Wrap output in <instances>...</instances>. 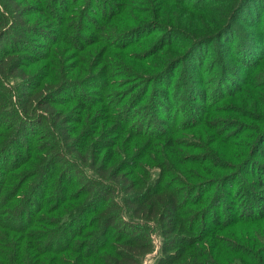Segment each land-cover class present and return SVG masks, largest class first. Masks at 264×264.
Returning <instances> with one entry per match:
<instances>
[{
  "label": "trees",
  "instance_id": "1",
  "mask_svg": "<svg viewBox=\"0 0 264 264\" xmlns=\"http://www.w3.org/2000/svg\"><path fill=\"white\" fill-rule=\"evenodd\" d=\"M92 1L96 2L67 0L59 4L56 0H18V15L10 13L13 9L8 3L14 1L0 0L4 11L0 12V264H143L154 249L151 232L157 234L160 244L154 264H264V201L257 205L255 200L260 193L240 188L246 182L241 179L245 174L254 179L252 186L264 190V164L255 161V156L264 158V130L258 133V111L251 110L254 115L247 112L252 118L248 127L251 126L253 136L258 135L255 142L229 144L228 149L212 142L214 146H210V150L222 157L215 156L208 169H204L202 156L207 155L208 149L202 142L193 140L186 146L196 152L183 158L186 164L178 159L175 171L169 174L163 172V159L152 160L149 155L150 150L154 151L157 146L163 148L165 143L155 145L151 141L152 135L145 144L143 140L137 141L135 135V140L128 142L132 137L126 134H132L134 129L130 131L132 126L119 123L129 114L128 110H118L100 125L97 121L92 126L94 118L104 110L98 91L91 93L92 97L96 96L92 107L79 110L88 123L87 128L79 129V138L105 130L114 132L115 139L112 136L114 144L104 142L106 145H103L92 136V145L98 147L92 159L86 156V143H74L71 135L58 136L49 127L53 142L48 150L43 145L22 141V137L32 136V126L42 129L48 125L45 115L33 117L29 112L28 98L34 99V95L44 90L40 106H49L44 112H48L53 120L51 123H57L55 119L62 111L61 106L65 110L77 107V103L69 107L68 101L60 100L58 96L79 90L87 72L94 79L109 75L107 55L112 51V45L106 40L112 44L124 42L132 35L144 34L148 25L155 27V21H137L135 24L133 21L128 30L117 29L115 34L102 29L100 24L85 33V22H92L88 15ZM97 1L102 6L105 0ZM163 1L183 12L188 9L195 15L196 10L206 13L211 7L218 8L219 15H214L209 25L203 23L200 26L204 32L208 31L201 41L211 44L221 40L230 44L239 39L235 42L237 50L233 57L238 54L243 60L242 66L251 71L240 81L233 73L238 85L232 83L222 100L229 99L231 106L227 107L230 109H243L240 105L246 104L250 92L257 97V101L252 100L253 106H264V95L257 91L264 94V76L259 71L264 66V51H260V45L264 46V0H197L193 6L188 0ZM119 2L122 1H105V4H112L122 12L126 6ZM44 17L48 22L43 23ZM235 22H242L252 29L241 30ZM235 29L238 38L231 36ZM254 31L260 35L256 36ZM171 32L177 34V31ZM169 33L164 30L152 39L155 40L153 52L171 47L165 39ZM18 34L23 39L16 40L15 45L12 42L7 45V39L15 40ZM36 38H42L43 45L36 42ZM190 43L196 52L195 42ZM197 43L203 45L200 41ZM115 46L123 52V48ZM15 54L17 57L14 58ZM135 56L134 53L129 59V66ZM116 64L117 75L111 82L113 88H118L120 83L122 87L118 88V93L111 92L112 98L120 97L135 84H146L143 77L124 62L118 60ZM243 85L248 86L246 91L242 89ZM79 91L74 99L85 102L89 94ZM144 95L137 93L130 97L128 106L138 108ZM227 107L215 109L214 113L222 115L216 126L230 120ZM204 115L208 118L210 113L206 111ZM198 126L195 123L194 128L187 130L189 133L183 131L182 135L201 136ZM208 129L214 139L217 131ZM154 132L158 130L153 129ZM158 135L156 140L160 139ZM21 146L24 151L15 150ZM139 149L145 153L139 154ZM126 168L127 175L120 176ZM231 169H234L233 174H227ZM252 169L260 173L248 174ZM240 179L236 188L244 205L238 203L237 209L238 206L234 207L225 197L231 194L235 182ZM238 194L233 196L238 198ZM224 206L225 213L221 209ZM236 225L253 227L255 235L257 232L259 236L236 233L237 237L233 239L228 228Z\"/></svg>",
  "mask_w": 264,
  "mask_h": 264
},
{
  "label": "rangeland",
  "instance_id": "2",
  "mask_svg": "<svg viewBox=\"0 0 264 264\" xmlns=\"http://www.w3.org/2000/svg\"><path fill=\"white\" fill-rule=\"evenodd\" d=\"M11 1L14 2L8 3V5L13 9V11H10V13L16 12L19 15L17 7L18 0ZM56 1L61 4L67 0ZM105 1H122L123 3H125L126 7L122 12H120L118 8H116L112 4H110L109 6L108 4H105ZM105 1L102 6L97 0V3L94 1L90 3L88 15L92 22L88 24H86L85 22V33L87 31L94 30L95 28L99 27L100 24L102 29H106V31H109V33L114 32L113 34H115L117 29L122 31L128 30L133 24V21L134 24L137 21H155V27H150L148 25L149 29L145 31L144 34L142 33L132 35L129 39L124 40V42L115 41V44H112L111 41L106 40L109 45H112V51H110L107 55V58L110 62L109 75L107 76V78L99 77L98 79H94L90 73H86L84 79H82L83 84L79 89L89 94L85 102L78 100V98L74 99V97H77L76 95L80 94L79 90L70 91L66 94L58 96V99L60 100H67L69 107H71L75 103H77V107L74 108V110L73 108L65 110V108L61 106L62 111L58 115H56L57 118L55 119L57 123H51L52 119L48 115V112H44L46 111L45 109H48L49 106H40V103L44 99V90L41 91L37 96L34 95V99L26 98L28 100L27 104H29L30 108L29 112H31L33 117L41 114L45 115L48 120L49 126H44V128L42 129L41 127L36 128L32 126V136H30L29 138L24 136L22 137V141L27 143L29 141L34 145H43V148L48 150L49 145H52L53 142L52 138L50 137L51 133L48 130L49 127V129L54 130L58 136L64 133L71 135L72 137H74L71 140L74 143L77 142L80 145H82V143H86V150L88 151V154L86 153V156L88 159H92V157H94V155L97 153L98 149V147L92 145V139H90L92 138V136H95V139L98 138V141L103 145H106L104 142L114 144L113 141H111L112 136L114 138V132L105 130L101 131V133L95 132L93 133L94 135L91 136H88L89 134H85L84 136H82V138H79V129L88 127V123L85 122L84 116L82 117L83 112L80 113L79 110H85L92 107L93 98H96V96L92 97L91 93L96 91H98L99 93V100H103L101 106L104 108V110L103 112H99L101 114L99 115V117L97 116L94 118V121H92V126L96 125L97 121L100 125V123L102 121L104 122L111 114L115 115L118 110H128L129 114H126L124 117H122L123 121L119 122L121 125L127 124V126H132V129L130 131L134 129L132 134H126L127 136L132 137V139H128V142L130 143L131 141H134V137L136 136L137 141L143 140V143L145 144L150 141L152 135L151 139L153 140L151 141H153L155 145L156 143H165L166 146L163 148L158 146L154 147V151L150 150L149 155L152 156V160H157L159 158L163 159L164 163H162L161 167L163 169V172L167 174H169L170 171H175L176 161H178V159H181L182 164H186L183 158H186L187 154L191 152H196L194 149H192V147L186 146V143L192 142L193 140H196L200 143L202 142L203 145H206V149H208L206 150L207 155L202 156V164L204 165V169H208L210 165L209 162L214 161L213 158L215 156H219L220 158L222 157V155L214 154L210 150V146H214L213 144H215V142L216 144H220L221 146L223 145V147L228 149L229 147L227 145L229 144L239 145V143H253L258 139V135L253 136V134L251 133V130L249 128L251 126L248 127V124H250L252 118L247 114V112H249L254 115L251 110L258 111L256 113V116L260 115V122L257 129L259 130L258 133L261 134L264 130V106L259 105V108L253 106L255 102L252 100L257 101V97L252 96V94L248 91L249 94H247L245 99L246 104L240 105L243 109L234 110L227 107L231 106V104L228 103L229 99L222 100L223 97L229 92L228 89L230 88L232 83H235L236 86L238 85L237 79L233 76V73H235L236 76H239L240 81L241 79H246L247 74L251 72L248 67L242 66L243 60L239 58L238 54L233 57V52L237 50L235 42H238L239 39L234 42H230V44H227L225 41L221 40L213 42L211 44H206V41H201L205 36H207L206 33L208 31L204 32V30L202 29L203 27L200 26H203V23H208L209 25V23L214 20L213 16L219 15V12L217 13L218 8L211 7V12L209 11L210 13L208 11L206 13H200L196 10V16L188 9L186 10L187 13L183 12L181 10H178L177 8L172 7L171 4L165 3L163 0ZM165 1L169 2V0ZM196 1L197 0H188L187 2L189 5L193 6ZM122 2L119 3L122 4ZM54 5L55 7L57 6V4ZM119 9H121V7ZM49 11H47L46 14H49ZM0 12H4L1 6ZM180 13L183 14V16H181ZM142 14L145 16L141 17L140 15ZM160 15L163 17L158 18L160 17ZM46 22H48V20H45L44 17L43 23ZM235 25L241 30L252 29L242 22H235ZM151 28H154L155 30L151 31ZM48 30L49 29L47 28V31ZM164 30L165 33L166 31L170 32L169 34L165 35V39L167 41V44H170L171 47H166L163 50L159 49V53L153 52V48L155 47V40L152 39L163 34ZM171 31H177V34ZM237 31L238 30L235 29V32L232 33L231 36L238 38L236 33ZM254 32L256 36L260 35L259 32ZM105 35H108V33H106ZM191 36L192 39H195L192 40ZM19 38L23 39L21 34L16 35L15 40H12L11 38L7 39V45L11 44V42L12 45H15L16 40H19ZM225 39L226 41L230 40L228 38ZM199 41L202 42V46L198 45L197 42ZM262 41H264V37ZM36 42L43 45L44 40L42 38H36ZM190 42H195L194 47L197 50L196 52L191 49ZM115 45L123 48V52H121L118 47L116 48ZM260 46L262 47L260 51H264V46ZM134 53L136 55V59L131 63V66H129V59H132ZM15 57H17V54L14 55V58ZM118 60L124 62L132 70L136 71L139 77H143L141 79H143L146 84L144 86L135 84V86L131 87L130 89L128 87V90L125 92L126 94L123 92L124 94H121L120 97L116 96L112 98L111 92L118 93V88L122 87V84L120 83L118 88H113L111 82V80L114 81L117 75L116 72L118 71V66L116 64V61ZM174 68L176 69L174 70ZM259 71H261L264 76V66ZM218 74L220 75V77L217 79V77L219 76ZM183 81L185 82V84H182ZM125 83L129 85V82ZM262 83H264V80H262ZM247 87L248 86L243 85L242 89L246 91ZM131 91L134 92L130 93ZM257 91L264 95L260 90ZM137 93H145V95L143 98L141 97V100L138 102V108H130L128 106L129 102H131L130 97H133ZM72 98L74 100H72ZM248 104H250V106ZM221 106L227 107L229 111L228 117H230V120L232 121L229 122L230 120H227L228 122L226 121L223 125L217 124L218 126H216V123L218 122V120H220L222 115L219 112H214L215 109ZM31 108H33L34 110H31ZM206 111H208L210 113V116L212 115L213 118L212 116H209L207 118V116L204 115ZM230 112H233V114H231ZM239 117L246 118L244 119ZM195 123L197 125H200L198 126V128L201 129L200 133H202V135L183 136V131L189 133L187 130L194 128ZM208 128H214L217 131V135L214 139H211ZM153 129L154 131L155 129H157L158 132L153 133ZM45 131H47V134ZM138 131L140 134H138ZM168 132H170V134H166ZM157 135L158 137H160L159 140H156ZM204 136L205 139H203ZM84 139L86 140L84 141ZM23 147L24 146H21L20 149L16 148L15 150L24 151ZM113 148L114 147H112V149ZM158 148L160 149V151L158 150ZM112 149L111 153L113 152ZM172 151H174V154L172 153ZM208 152H211L212 154H209ZM138 153L144 154L145 152H142V150L139 149ZM124 157L128 158V155L124 154ZM255 159V161H257L258 163L264 164L263 157L255 156ZM248 166H251V164H249ZM233 172L234 169H231L229 170V172H227V174H233ZM247 173L250 175H258L260 172L258 170L252 169ZM125 175H127V168L123 169L120 174V176L122 177H124ZM241 177V179H245L246 182H244L240 186V188L244 191L246 188H250L252 189V191H257V193H260V195L257 197V200H255L257 205L258 202L264 201V190L257 188L255 185L252 186L251 184L254 179L245 174H243V176ZM241 179L235 182L233 190L231 191L232 195L230 194L225 197V200L228 199L227 202L231 201L234 207H237L238 203L241 204L243 200L242 195H240V193L238 194L239 189L236 188L240 184ZM249 184H251V187H249ZM236 194H238V198L233 196ZM224 208L225 206L221 208L223 210V213H225ZM238 208L239 206L237 207V209ZM262 210H264V205ZM220 216L223 217L222 215ZM228 229L232 231V235L230 237L233 239H236V233L243 236L255 235L253 227L243 228V226L241 225H236L233 228ZM224 236L228 238V233H225ZM255 236H259V234L257 235L256 232ZM150 238L152 240L154 249L147 255L143 264H154L153 259L158 255V248L160 245L158 236L155 232H151Z\"/></svg>",
  "mask_w": 264,
  "mask_h": 264
}]
</instances>
